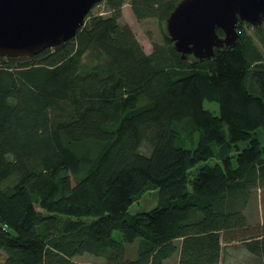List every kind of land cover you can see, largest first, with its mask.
<instances>
[{
	"label": "trees",
	"instance_id": "16d2710c",
	"mask_svg": "<svg viewBox=\"0 0 264 264\" xmlns=\"http://www.w3.org/2000/svg\"><path fill=\"white\" fill-rule=\"evenodd\" d=\"M176 1L128 3L162 23ZM101 2L66 41L0 56V264H228L231 242L264 261V225L243 213L264 187V32L260 50L237 21L233 47L182 60L163 32L144 52L117 23L124 0Z\"/></svg>",
	"mask_w": 264,
	"mask_h": 264
},
{
	"label": "water",
	"instance_id": "95a60500",
	"mask_svg": "<svg viewBox=\"0 0 264 264\" xmlns=\"http://www.w3.org/2000/svg\"><path fill=\"white\" fill-rule=\"evenodd\" d=\"M98 1L0 0V56L29 57L66 41ZM237 21L258 26L264 21V0H178L162 32L180 59L201 61L236 44Z\"/></svg>",
	"mask_w": 264,
	"mask_h": 264
},
{
	"label": "rangeland",
	"instance_id": "374dc122",
	"mask_svg": "<svg viewBox=\"0 0 264 264\" xmlns=\"http://www.w3.org/2000/svg\"><path fill=\"white\" fill-rule=\"evenodd\" d=\"M129 0H124L121 7V16L117 20L119 25H127L132 33L134 34L135 39L141 45L144 52L148 53L152 50L153 43L156 45L162 44V23H158L153 18H147L142 20H136L129 8ZM103 3H99L91 7V13H104ZM260 30L264 32V21H262L258 26ZM243 31L248 34L257 47L261 50L259 41L254 35V30L250 26L242 25ZM203 107L209 109L213 114H217V104L215 101H203ZM196 134H194V139ZM143 152V149L141 148ZM213 162V160H209ZM158 188L151 189L147 192L142 193L136 200L132 201L127 206L128 213H137L143 212L154 207L158 202ZM243 213L246 217V222L250 226H260L264 225V187L263 188H250L249 195L247 198V203L244 207ZM114 237L119 236V232L114 230L112 232ZM126 247V256L132 257L135 250V242L125 245ZM226 261L228 264H264V261L259 260L258 258H253L250 254L244 251V248L240 246L238 242H231L226 248ZM5 256L3 252H0V260ZM178 254L177 252L173 253L169 259H166L165 264H177ZM72 261L78 264H102L104 259L103 257H95L90 254L84 253L80 255L73 256Z\"/></svg>",
	"mask_w": 264,
	"mask_h": 264
},
{
	"label": "flooded vegetation",
	"instance_id": "af4514ba",
	"mask_svg": "<svg viewBox=\"0 0 264 264\" xmlns=\"http://www.w3.org/2000/svg\"><path fill=\"white\" fill-rule=\"evenodd\" d=\"M241 24H245L246 25V23L245 22H241V21H239Z\"/></svg>",
	"mask_w": 264,
	"mask_h": 264
}]
</instances>
